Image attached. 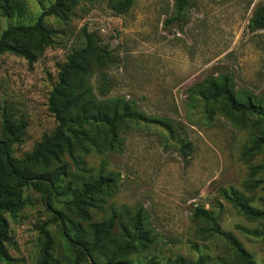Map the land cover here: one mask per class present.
<instances>
[{
	"label": "rangeland",
	"instance_id": "1",
	"mask_svg": "<svg viewBox=\"0 0 264 264\" xmlns=\"http://www.w3.org/2000/svg\"><path fill=\"white\" fill-rule=\"evenodd\" d=\"M25 15L0 16V33L10 24L30 23L54 0H23ZM264 0H192L180 17H174L175 0H135L132 8L117 14L110 0H79L68 20L51 15L46 25L54 33L53 45L35 53L32 61L6 53L0 56V136L3 115L24 118L26 133L14 144V155L24 157L56 125L49 110L50 92L59 64L84 43V27L119 55L110 66L106 97L130 101L144 116L122 127L114 150H78L94 174L110 175L116 187L102 192L91 209L93 221L118 211L114 234L141 209L152 243L130 255L132 264L154 258L157 264L184 258L192 264H239L236 251L221 231L232 233L264 264V240L254 234L263 221L250 220L224 196L232 187L254 206L264 208V146L252 153L263 129L247 115L241 126L215 110L209 116L190 88L213 76L230 77L235 91L264 98V30L250 28V19ZM102 97V96H100ZM190 142L192 149L182 145ZM73 185L78 166L70 157ZM262 165L259 170L255 166ZM54 167V166H53ZM52 167V168H53ZM260 181L258 187L249 185ZM25 206L6 214L15 243L8 246L12 264H38L45 228L51 235L58 263L68 262V249L54 207L33 187L24 190ZM64 197H53L63 207ZM197 207L217 218L214 224L195 216ZM86 225V223H83Z\"/></svg>",
	"mask_w": 264,
	"mask_h": 264
},
{
	"label": "trees",
	"instance_id": "2",
	"mask_svg": "<svg viewBox=\"0 0 264 264\" xmlns=\"http://www.w3.org/2000/svg\"><path fill=\"white\" fill-rule=\"evenodd\" d=\"M79 0H54L43 8L30 23H15L0 33V56L6 53L35 59V53L43 52L54 43V33L46 25L47 16L68 20ZM117 14L128 12L135 0H110ZM192 0H175L174 17L185 14ZM23 0H0V16L10 18L25 15ZM253 30H264V3L259 4L250 19ZM83 45L70 53L59 64L57 81L48 101L49 110L54 114L57 125L51 134H44L32 151L24 157L14 155V144L21 143L26 133L27 121L4 114L0 136V264H12L8 246L15 241L10 234L9 213L15 216L26 204L24 190L33 187L46 195L49 205L54 207L68 249L74 254L68 262L58 263L53 255L51 235L45 228L44 242L38 264H132L130 255L145 250L152 243L149 231L144 225L141 209L129 216L130 222L122 226L119 235L114 234L118 211L99 221H93L91 209L98 204L102 192L116 187V179L102 173L94 174L86 162L78 156V150L88 147L97 152L114 150L119 145L122 127L133 119L144 115L133 104L121 97H106L110 91L107 69L119 62V55L102 43L100 37L86 27L82 30ZM190 95L201 101L209 116L215 110L241 126L247 115L253 116L254 123L263 129V135L255 144L245 149L252 153L264 146V98L249 94L245 97L234 90L228 74L207 77L190 88ZM102 96V97H100ZM192 149L187 142L182 145ZM70 157L78 166L76 177L80 184L66 178L72 174L65 157ZM54 166V167H53ZM53 167V168H52ZM262 165L255 166L259 170ZM255 180L249 187H258ZM224 196L237 210L250 220L263 221L254 234L264 240V208L254 206L238 189L224 190ZM64 197L63 207L52 204V198ZM100 205V204H98ZM195 216L211 221L219 232L217 218L205 208L197 207ZM83 223H86L84 225ZM236 251L239 264H254L252 255L230 232L221 231ZM144 264H157L154 258ZM166 264H186L184 258L169 259ZM192 264H205L201 257Z\"/></svg>",
	"mask_w": 264,
	"mask_h": 264
}]
</instances>
